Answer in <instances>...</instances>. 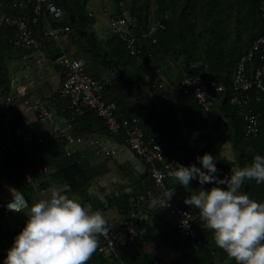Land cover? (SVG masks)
Instances as JSON below:
<instances>
[{
    "label": "trees",
    "instance_id": "16d2710c",
    "mask_svg": "<svg viewBox=\"0 0 264 264\" xmlns=\"http://www.w3.org/2000/svg\"><path fill=\"white\" fill-rule=\"evenodd\" d=\"M87 1L57 0L65 13L63 23L69 26L65 51L72 57H82L84 70L97 80L107 77L103 98L116 103L118 118L137 116L143 128L144 138L161 144L166 161L174 160L175 164L179 163L186 167L194 164L202 171H206L196 158L209 153L216 157L217 177L223 179L231 175L232 167H244L252 162L255 155L264 156V121L261 122L262 125L260 124L256 135H246L242 114L245 106L230 102V98L235 94L232 88V77L236 61L264 29V17L261 15L260 8L264 5V0H131L130 5L127 0H123L124 8L118 5L117 0H111L109 16L127 9L141 28H147L156 19H160L165 24L164 29L157 30L150 37L141 39L144 56L140 60H136L128 53L125 44L110 29L106 34L99 33L94 25L95 18L88 14ZM9 2L10 0H6L8 10L18 14L25 13L22 8H12ZM11 33L10 27L0 28V82L7 81V68L1 64L6 48L11 46L3 39ZM56 45L51 56L60 52L57 43ZM70 47L72 52H69ZM259 60L257 54L253 62L248 65L249 72ZM262 61L264 63V55ZM150 64L162 69V73L172 84V91L162 95L163 90L154 95L147 88V82L153 77ZM188 74H198L203 79L211 78L223 85V90L217 93L213 105L215 117L212 118L208 112L199 107L191 91L182 92L181 80ZM62 75L60 70L61 78ZM59 88L60 84L56 96H59ZM255 89L240 91L237 94L239 96L249 94L246 107L260 113L264 120V93ZM60 98L66 101L64 116L69 121L73 113L68 107V98ZM83 120L92 122L96 126L95 130L99 132L108 131L94 109L84 107L81 114L74 116L71 121L73 130L83 131L81 127ZM194 121H199L203 128L184 133ZM27 127L35 137L43 139L41 143L35 145V150L43 146L47 151L50 147L51 154L45 155L44 159L39 157L41 162L47 159L56 161L57 155L64 156L63 143L59 142L58 136L47 130L46 132L43 124L35 121L28 123ZM118 136V139L122 140V136ZM225 141L229 142L232 150L231 157L221 154ZM70 156L73 158L66 156L63 161L61 157L62 163L56 172V179L58 174L57 180L68 184L70 191H78L87 197V180L94 171L93 173L88 171L89 167L83 158L75 159L74 155ZM69 158L73 159L72 162L65 164ZM26 167V160L20 150L15 153L0 152V177L6 179L5 181L22 191L28 198L33 188L24 177ZM147 173L144 171L142 177L146 180L145 189L152 184V179L147 177L150 176ZM45 180L41 181V186L48 185ZM137 181L140 179L135 182ZM175 184L180 185L173 177L166 180V185L169 187ZM214 186L217 185L208 183L200 185L198 180H193L185 188L187 190L185 196L188 198L201 187L210 189ZM241 191L257 202L264 203V184L245 180ZM130 194V192H124L121 195L108 197V204L98 205L94 198L91 207L97 210L101 207L117 205L119 211L125 215L130 210ZM186 207L197 214L198 218L200 217L198 209L187 204ZM5 216L3 208L0 207V257L7 254L15 237L22 231L21 226L12 228L10 225H4L2 220ZM140 224L141 220L139 235ZM195 225L196 236L194 237L181 235L175 225L177 233L175 241L178 243L177 246L184 249V252L181 257L168 264H216L217 261H226V259L236 264L234 259L229 258L215 244L213 232L207 229L202 221L197 219ZM100 239L99 245L103 242L102 237ZM129 244L127 242L117 248L118 256H111V264H119L120 260L134 264L135 260L127 254ZM104 257L97 249L87 264H101L99 259L104 260ZM94 261L95 263H91Z\"/></svg>",
    "mask_w": 264,
    "mask_h": 264
},
{
    "label": "built area",
    "instance_id": "2783aa9c",
    "mask_svg": "<svg viewBox=\"0 0 264 264\" xmlns=\"http://www.w3.org/2000/svg\"><path fill=\"white\" fill-rule=\"evenodd\" d=\"M118 5L124 8L123 0H117ZM12 8H28L27 14H18L6 8V0H0V28L10 27L12 33L3 39L17 52V63L22 66L24 78L31 84L45 78L47 67L58 66L63 73L60 82L59 96L68 98V107L72 115L68 121L64 115H60L53 98L36 99L34 101L24 100L20 103L17 81L19 77L15 74V67L10 66L7 70V81L0 82V152L8 151L15 153L21 151L26 160L28 169L24 177L28 182L38 181L41 174L50 172L48 165L38 162L35 154V145L42 142L41 137H35L25 124H15V107L24 104L26 108L34 113L35 121L43 124L45 129L59 137L60 141L74 144L79 143L82 138L73 133L71 124L74 116L82 113L84 107L94 109L100 117L107 130L115 135H121L125 144L137 155L141 156L148 164L147 170L152 179V187L138 195L132 202L129 212L116 220L107 222L108 233L101 235L103 243L99 245L98 251L104 256H116L117 248L127 242H133L139 237V212L140 204L145 203L153 209L167 208L169 213L175 217L178 232L183 236H196V225L198 215L191 212L184 203L186 196L180 185H166V180L171 178L174 160L166 161L162 146L152 139H145L143 130L139 125L137 117L118 118L116 115L117 105L113 101L103 98V90L107 77L97 80L84 70V59L72 57L63 48V40L67 37L69 26L63 23L65 13L57 0H10ZM261 15L264 17V5H261ZM107 6L102 5L100 12L108 13ZM89 15L92 12L88 11ZM108 29L113 31L125 44L128 53L140 60L144 56L141 47V39L148 38L155 31L164 29L165 24L160 19L152 21L147 28H141L134 16L127 9L116 13L114 16L106 17ZM36 29H38L36 31ZM46 41L58 44L60 52L51 56L46 52ZM153 41L155 39L153 38ZM57 46V45H56ZM259 62L253 65L250 72L248 65L253 62L256 55ZM264 29L252 42L247 51L239 56L236 61L232 77V88L235 94L230 98L231 103L245 106L243 110L244 130L246 135H256L261 122L260 113L254 112L248 105L249 96H239L240 91H248L256 88L264 93ZM153 77L147 82L152 93L164 90V78L157 68H152ZM16 75V76H15ZM182 92H192L199 107L215 117L213 105L217 93L223 90V85L211 78L203 79L198 74L185 75L181 80ZM97 142L108 143L107 139H97ZM11 202V201H10ZM0 196V207L5 215L11 211L7 205L10 203ZM16 212V211H13ZM18 213V212H16ZM27 217L20 220L22 229ZM185 223L187 226H185ZM202 224L204 222L202 221ZM201 242V240H199ZM119 264H128L119 261ZM216 264H235L230 260L217 261Z\"/></svg>",
    "mask_w": 264,
    "mask_h": 264
},
{
    "label": "clouds",
    "instance_id": "9594fccd",
    "mask_svg": "<svg viewBox=\"0 0 264 264\" xmlns=\"http://www.w3.org/2000/svg\"><path fill=\"white\" fill-rule=\"evenodd\" d=\"M196 159L206 171L194 164L186 167L176 163L169 164L173 169L170 175L183 187L192 180L217 186L201 187L184 203L199 210L215 244L236 264H264V203L241 191L245 180L264 184V156L255 155L244 167H232L231 175L223 179L216 175L215 156L205 153ZM11 191L10 199L0 195L11 201L8 210L23 212L28 219L3 264H87L99 247L98 236L108 233L99 210L60 190L53 189L45 198H33L31 205L20 191Z\"/></svg>",
    "mask_w": 264,
    "mask_h": 264
},
{
    "label": "crops",
    "instance_id": "0c3cea01",
    "mask_svg": "<svg viewBox=\"0 0 264 264\" xmlns=\"http://www.w3.org/2000/svg\"><path fill=\"white\" fill-rule=\"evenodd\" d=\"M90 5L89 0L86 3V7L88 8ZM106 6V5H104ZM108 9L110 5H107ZM25 10V14L28 15V8H22ZM102 15V16H101ZM92 16V15H89ZM109 16L108 13L103 14L100 12L99 17L106 22V17ZM106 24V23H105ZM97 24L95 23V26ZM38 29H36L37 31ZM99 33L100 27L97 28ZM104 30V28H103ZM67 38V37H66ZM66 38L63 40V47L66 50ZM46 52L51 55V52L55 51V44L53 41H46ZM72 47H70L69 52H72ZM143 49V48H142ZM144 51V49H143ZM17 52L12 47L6 48V54L3 59V63L1 64L3 67L5 66L7 70L10 66L15 68V74L19 77L17 81V90L19 91L20 103L24 100L34 101L36 99H47L53 98L55 108L60 115L65 114V104L66 101L59 96H56L58 86L60 84L61 76L60 69L56 66L47 67L45 71V78L41 81L31 84L27 79L24 78L22 66L17 63L16 60ZM150 68H157V66H153L150 64ZM159 71L162 74L164 80V91L162 95H165L167 92L172 91V84L169 82L168 78L162 73L161 69L158 67ZM15 75V76H16ZM53 82V83H52ZM58 84V85H57ZM147 88L151 91V88L147 85ZM153 92L152 94H155ZM188 93V92H187ZM58 97V98H57ZM157 99V98H155ZM15 124H25L27 126L28 123L35 122L34 113L30 111V109L26 108L24 104H20L18 107H15ZM97 115V114H96ZM137 117V116H131ZM127 117V118H131ZM138 118V117H137ZM102 120V119H101ZM139 120V118H138ZM17 121V122H16ZM84 123L81 126L83 131L73 130V133L79 135L82 140L79 143H68L59 139V142L63 143L62 152L64 156L57 155L56 161L53 159H47L43 161L46 163L51 170L48 173L42 174L38 181L29 182L32 186V193H30L29 197L9 182L5 181L0 177V195L4 199L12 198V189L20 191L23 197L27 200L29 205L33 202V198H45L53 189L60 190L62 193L68 195L70 198L74 197L78 199L84 206L92 205V199L96 198L97 204L106 203L108 197H113L114 195H121L124 192H130L129 205L131 209L132 202L135 201L138 194H141L145 191L151 189L152 184L144 188V180L142 177L144 176V171L148 172L146 161L135 152H133L122 140H119V136L115 135L109 131L107 132H99L95 130L96 126L90 122L89 120H83ZM103 122V121H102ZM104 124V123H103ZM139 125L140 120H139ZM105 126V125H104ZM106 127V126H105ZM142 128V126H141ZM202 125H200L199 121H194L192 125L187 127L184 131H194L196 129H202ZM107 129V128H106ZM143 130V128H142ZM46 131V129H45ZM47 132V131H46ZM3 134L0 129V135ZM49 134V133H48ZM2 136H0L1 139ZM97 139H107L109 142H103V144L97 142ZM160 144V143H159ZM161 145V144H160ZM226 146V147H225ZM46 147H48V143H46ZM225 147L228 150L227 157H231L232 150L230 148L229 142L225 141L222 148ZM50 148V147H49ZM49 148L47 151L44 150L43 146L38 147L35 151V157L38 162H41L39 159L45 155H50ZM66 150V151H65ZM73 152V153H71ZM71 153V154H70ZM221 154L224 155V151L221 150ZM70 155H74L75 159L77 157L83 158L86 160L87 166L89 167L88 171L92 172L87 180V193L88 196H84L80 194V192L70 191L69 185L61 183L57 179L59 175L56 172L60 166L61 157L62 161L65 160L66 156L73 158ZM64 158V159H63ZM69 158V160L65 161L66 163L72 162L73 159ZM173 159V158H172ZM28 166L26 167L27 171ZM50 173V175H48ZM52 174V175H51ZM148 174V173H147ZM46 175H48L46 177ZM54 175V176H53ZM150 175V174H148ZM150 179V176H147ZM47 179V180H45ZM140 179V181L135 182ZM45 180L48 183L47 186H41V181ZM151 181V180H150ZM193 181V180H192ZM183 192H187L186 187L181 186ZM135 192V194H133ZM94 195V196H93ZM136 197V198H135ZM106 222L111 220H116L120 218L122 214L117 205H109L105 208H98ZM26 211V210H25ZM129 212V211H128ZM126 215V213H125ZM24 217H27L25 213H10L5 216L2 220L4 225H10V227L14 228L16 226H20V220ZM139 218L141 220L140 224V235L137 240L130 242L129 249H127V254L131 255V257L135 260L134 264H150L153 262L154 264H168L171 261L181 257L184 252V249L177 246L176 243V220L175 217L169 213L167 208H158L153 209L147 207L145 204L140 205ZM101 237H98L99 242L101 241ZM103 243V242H102ZM101 243V244H102ZM100 244V245H101ZM117 253V252H116ZM121 253V252H120ZM125 253V252H124ZM1 255V254H0ZM4 257H0V264H3L6 255ZM118 256V253H117ZM105 259H99L101 264H111L112 257L105 256ZM110 258V260H109ZM98 260V259H97ZM228 260V259H226ZM109 262V263H108ZM91 263H95L91 262ZM113 264V263H112Z\"/></svg>",
    "mask_w": 264,
    "mask_h": 264
},
{
    "label": "rangeland",
    "instance_id": "374dc122",
    "mask_svg": "<svg viewBox=\"0 0 264 264\" xmlns=\"http://www.w3.org/2000/svg\"><path fill=\"white\" fill-rule=\"evenodd\" d=\"M131 0H127V3H129L130 5ZM89 7L87 8V11L92 12L93 16L95 18V23L97 24L95 27L96 29L98 27H100V31L101 34H106L108 33L107 31H109L107 25L105 24L106 22H104V20L102 18L99 17L100 14V7L102 5H111L112 1L111 0H89ZM91 9V10H90ZM102 16V15H101ZM152 18V16H151ZM95 25V24H94ZM104 28V30H103ZM107 28V29H106ZM158 68V67H157ZM161 69V68H160ZM159 71V69H158ZM162 71V69H161ZM160 72V71H159ZM161 73V72H160ZM224 151V155H228V150L225 149V147H223L222 149ZM231 156V155H230Z\"/></svg>",
    "mask_w": 264,
    "mask_h": 264
},
{
    "label": "bare ground",
    "instance_id": "6f19581e",
    "mask_svg": "<svg viewBox=\"0 0 264 264\" xmlns=\"http://www.w3.org/2000/svg\"><path fill=\"white\" fill-rule=\"evenodd\" d=\"M119 9H120V7H119ZM91 10V9H90ZM260 13V12H259ZM23 14V13H22ZM262 18V17H261ZM107 29V28H106ZM247 42V41H246ZM244 43V42H243ZM124 44V43H123ZM256 61H258V59L256 60ZM254 64V63H253ZM256 64V63H255ZM231 75V74H230ZM231 77V76H230ZM62 79V78H61ZM100 79V78H99ZM61 81V80H60ZM53 83V82H52ZM58 85V84H57ZM58 90V89H57ZM256 90V89H255ZM104 91V90H103ZM232 91V90H231ZM248 93H250V91L248 92ZM249 95V94H248ZM58 98V97H57ZM61 99V98H60ZM65 99V98H64ZM221 100V99H220ZM250 100H252L251 98H250ZM64 101V100H63ZM108 101V100H107ZM254 107V106H253ZM254 111V110H253ZM257 111V110H256ZM264 115V114H263ZM67 119V118H66ZM262 125V124H261ZM226 130V129H225ZM245 131V130H244ZM84 133V132H83ZM246 138V137H245ZM226 147V146H225ZM66 151V150H65ZM223 151V150H222ZM71 153H73V152H71ZM70 153V154H71Z\"/></svg>",
    "mask_w": 264,
    "mask_h": 264
}]
</instances>
